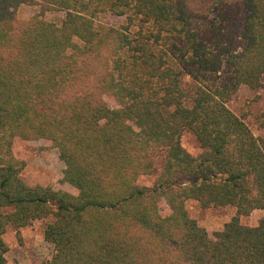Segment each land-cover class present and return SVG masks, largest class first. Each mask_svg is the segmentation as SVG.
Here are the masks:
<instances>
[{
    "label": "trees",
    "instance_id": "obj_1",
    "mask_svg": "<svg viewBox=\"0 0 264 264\" xmlns=\"http://www.w3.org/2000/svg\"><path fill=\"white\" fill-rule=\"evenodd\" d=\"M263 86L264 0H0V264L48 218L43 264H264V216L241 221L264 211V112L228 106ZM16 139L57 149L76 193L27 183ZM187 201L235 215L211 234Z\"/></svg>",
    "mask_w": 264,
    "mask_h": 264
},
{
    "label": "rangeland",
    "instance_id": "obj_2",
    "mask_svg": "<svg viewBox=\"0 0 264 264\" xmlns=\"http://www.w3.org/2000/svg\"><path fill=\"white\" fill-rule=\"evenodd\" d=\"M38 10L31 7H23L20 15L23 17L32 16ZM64 14L61 12L48 13L46 19L49 21H61ZM243 20V19H242ZM108 24L120 26L126 21L120 17H109L105 20ZM239 31V26L236 32ZM228 75L221 76L219 83L228 82ZM115 107L114 102H110ZM229 108L238 115L244 113L260 114L264 112V86L254 91L242 87L228 103ZM252 114V115H253ZM248 122L253 130L263 135L264 129L259 128L255 119L250 116ZM183 147L192 155L199 154L198 144L189 132L182 138ZM13 152L16 158L25 163V169L22 172L24 180L30 185L51 186L55 190H63L70 193L76 191L67 183L63 182L65 164L60 161L57 149L51 147L45 140L25 141L16 139L13 144ZM153 177L142 176L139 178L141 185L150 186L153 183ZM165 207V206H164ZM167 207V206H166ZM186 207L191 218L198 222V225L209 231L211 234L222 230L226 223L230 222L235 215L233 208H202L195 201H187ZM264 216V211H254L249 217L242 218L245 225H257L260 218ZM52 218L35 221L32 225L21 229L19 232L10 228L2 237L8 245L9 251L6 254L9 264H43L50 260L54 255V246L45 240L44 232Z\"/></svg>",
    "mask_w": 264,
    "mask_h": 264
}]
</instances>
